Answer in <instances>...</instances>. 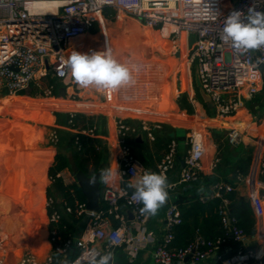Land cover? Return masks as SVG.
Listing matches in <instances>:
<instances>
[{
  "label": "built area",
  "instance_id": "2783aa9c",
  "mask_svg": "<svg viewBox=\"0 0 264 264\" xmlns=\"http://www.w3.org/2000/svg\"><path fill=\"white\" fill-rule=\"evenodd\" d=\"M200 2L203 3V0ZM205 2L209 4L211 11L207 10V6L199 7L197 0H164V7L159 10L152 7L150 0L146 4L144 0H0V99L18 97L31 83L37 84L41 78L51 77L58 81H67L66 99L75 101L80 86L71 76L67 59L72 54L71 49L75 48L73 43L87 36L92 26L99 24L106 11L110 13L113 21L132 20L143 31L146 30L150 37L151 34H157L161 40L172 41L175 45L172 48L173 53H177V41L181 40L182 35H194L195 40L185 59L186 78H177L179 85L172 88L171 92L176 100L181 94L186 96L188 104L193 108V120L188 126L185 138L187 148L178 183L196 181L202 175V161L209 151L207 127L211 126L212 121L233 119L239 109L242 93L245 92L249 98H253L264 79V47L237 53L230 43L225 44L220 39L224 21L232 11L241 12V18L244 19L249 14L250 7L264 12V0H237L230 8H225L223 0ZM44 3L53 5H50V10H45ZM29 4L36 5L41 10L29 7ZM157 47L158 50L162 49L160 45ZM99 51L102 50H89L84 54ZM195 69L201 88L212 104V116L196 110L201 98L195 84ZM94 90L98 92L95 88ZM37 96L52 97L53 86L46 87ZM108 96L112 101L139 98L121 89ZM207 110L209 111L208 108ZM76 114L70 112L68 116L71 119ZM159 116L158 109H155L153 115L109 116L115 155L113 163L122 174L118 176L121 187L101 189V209L97 213L86 211L85 204L79 207L78 216L83 220V229L77 237L68 240L63 246L54 248L56 232H49L51 251L44 264H53V252L62 256L74 248L76 252L69 264H86L90 252L103 255L119 247L126 248L130 258H135L139 251L147 249L156 264H183L187 257L189 260L186 264H199L207 259L216 244L224 242V239L211 242L196 235L186 249H172L170 245L174 230L182 223L177 205L170 203L165 209L163 234L156 238L149 230L152 215H142L140 209L143 205L132 199L133 191L122 186L134 179V175L138 177L146 171L134 156L130 142L138 135H143L151 143L155 142L156 136L163 129ZM96 129L93 126L69 128V131L75 136L74 143L77 145L79 135L97 139ZM194 133L200 136L198 155L193 151ZM243 138V132L237 129H231L226 136L227 142L232 146L240 145ZM56 140L57 136L51 139L53 144ZM177 154L178 144L176 140H171L158 165V174L167 177L176 165ZM218 160L213 159L212 168ZM263 174L264 160L261 161L258 172V175ZM241 178L240 175L237 177L236 184L241 182ZM2 185L0 177V189ZM262 187V182L257 180L256 191ZM211 191V197H221L222 191L233 192L234 186L215 183L211 186ZM249 201L255 218H263L264 197L255 193L250 196ZM53 202V198L46 197L44 208H52ZM121 204L130 211L133 220L129 221L128 216L120 212ZM228 204L227 199H222V222L228 234H231L232 242L239 246L226 257H219L216 264H264V240L256 249L244 247L243 243L248 238L234 226L236 221L228 215ZM62 213H71V210L64 208L59 211L53 208L47 216V223H57ZM111 218L120 224L113 226ZM19 223L16 219L7 220L0 215V264H28L32 261L26 253L18 257L19 249L11 247L10 231L17 233L22 230L23 226ZM118 234L117 245L110 248L109 239H116Z\"/></svg>",
  "mask_w": 264,
  "mask_h": 264
},
{
  "label": "crops",
  "instance_id": "0c3cea01",
  "mask_svg": "<svg viewBox=\"0 0 264 264\" xmlns=\"http://www.w3.org/2000/svg\"><path fill=\"white\" fill-rule=\"evenodd\" d=\"M236 2L237 0H223L224 6L226 8L232 7ZM135 24L138 25L137 22H135ZM129 26L130 24H125L123 26L119 25L118 22L113 21L110 18V13L106 11L100 18L99 24H94L87 36L78 39L73 43L75 48L73 47L74 49H71V53H73V51L85 53L89 50L104 51L108 46L111 49L114 58L119 63L124 64L132 69L134 83L130 86L121 88V90L131 95L144 97L151 102L160 104L158 106L160 112L159 120L164 126L170 128L173 136L175 137L173 140H176L178 144V154L176 156L175 167L167 175V191L169 198L166 203L158 210V212L155 215H152L151 222L149 223V230L156 238H160L163 234L162 228L164 212L167 206L170 203H174L178 197L192 196L194 190H199L200 193L204 195L200 197L201 201H203L206 196L211 197V186L215 182L234 186V192L243 197L249 203L250 196L254 195L255 193H258L264 197V174L258 175L260 163L262 160H264V79L259 86L258 93L253 98H249L245 92L242 93L240 97L239 109L237 110V113L233 119L227 121H212L211 126L207 127L206 131L208 134L209 151L202 161V177L191 182H197L195 185L179 184V174L182 168L183 157L187 148L185 138L188 131V126L193 120V109L191 112L186 111L176 99L170 97L168 94L166 95L167 98L165 97L164 99L160 84L158 82L156 83L154 79L150 81V78L147 77L148 74L146 73L140 75V71L143 69V66H138L135 59H131V67L121 60V57L119 56L121 54L120 49H124L125 46L128 48L133 46L131 45L133 41L130 37L132 30L129 29ZM113 28H115V30ZM123 34L124 36L128 37V41L122 40V38L119 36H123ZM184 36V40L181 41V48L183 50L189 35ZM160 43L163 48H166V46H164L166 44L165 41ZM140 51H144L143 46L141 47ZM150 57L153 58L152 55L146 50L145 60H149ZM152 64L155 65L156 62L154 61L153 63H149V67L147 69L152 67ZM162 64L163 65H158H161L162 67L164 74L163 76H168V74H170V68L173 65V61L167 60L166 63ZM50 79L53 80L52 97L43 98L37 95H19L18 97L11 99L13 101H18L19 104H23V102L31 104L32 101H36L37 108L35 110H37L38 114L42 115L45 120L50 123H47L48 127L54 123L53 125L57 128V130L63 133H70L69 129L64 124V119L70 112H76L80 115H98L100 117V121L97 139L101 141L99 152L102 155L99 168L103 167L104 169L110 167L113 170H117L116 165L113 163L115 155L111 131L108 133V130L110 129V120L108 115L110 112V103L108 102V94L99 92L96 93L92 87H78V96L76 97V100H68L66 99L65 95L67 81H58L51 77ZM166 82L167 81L164 83L165 85ZM184 99L187 102L186 96ZM41 102L44 103V108H41ZM95 106L98 107L95 108ZM87 107L92 109H88ZM110 107L112 106L110 105ZM94 108L97 109V111H94ZM210 108L207 107L202 98L200 99L199 104L196 105V110L206 113L207 116H212L213 114V111ZM55 121L57 124H55ZM231 129H237L243 132L244 140L240 145L232 146L227 142L226 136ZM47 143L48 142H46V144ZM130 144L132 151L135 154L134 156L141 162L142 168H144L146 171L150 170L152 172L158 173V165L165 155V149L161 147L160 144L156 145L154 142L151 143L147 141L143 135H138L133 142H130ZM40 151L41 152L38 153V156L35 157V167L37 169H39L38 165L40 163V158L45 154H51L50 160L44 168L45 172L43 171L45 182L47 183L45 187L46 192L50 186V180L47 176V169L52 165L54 156L57 154V149L55 145L49 143L40 148ZM215 158H218L219 160L215 167L212 168L211 163ZM59 175H61L65 183H72L75 181L69 170H64ZM239 175L242 177V180L236 184L235 181ZM169 180L171 181V185L168 183ZM257 180L262 182L263 187L256 191L255 182ZM100 183L101 189L105 187H112L116 189L121 187L118 176L112 183ZM130 183H135V178L127 184ZM122 186H124V184ZM7 202L8 201H6L1 206V208L5 207ZM29 205L30 206L28 207L26 200L22 201L21 206L25 208L28 207L30 209L29 211L34 213L35 210L33 208L37 206V202L36 204L34 203L32 208L31 203H29ZM126 211L128 210L124 207V205L121 204L120 212L127 215ZM43 212L46 218V223L43 226L41 238H39L37 241L36 239L32 240L31 237L27 235L24 236L26 232H21L22 230L14 234V245L19 249V252L17 253L18 257L26 253L32 258V261L28 264H44L47 257L50 255L51 245L49 243L47 215L46 209L44 207ZM0 215L4 216L3 212L0 213ZM254 219L255 234L250 239H245L243 243L244 247L248 249H256L261 243H263L264 240V238H262V233L264 231V217L258 219L254 216ZM111 221L113 226H118L120 224L118 221L113 220L112 218ZM78 223L83 224V220H81V222H71L74 237H77L80 234V229L77 227ZM11 245V247H15L13 246L12 241ZM238 246L239 245L232 242L229 237V240H224V242L216 244L214 249L209 252L207 259L199 264H216L219 257L224 258L227 255L235 252ZM112 252L115 256L114 264H156L150 254V251L147 249L139 251L135 258H130L129 254L127 253V249L124 247L114 248ZM18 257H15L16 260ZM56 264H60L59 259H57Z\"/></svg>",
  "mask_w": 264,
  "mask_h": 264
},
{
  "label": "trees",
  "instance_id": "16d2710c",
  "mask_svg": "<svg viewBox=\"0 0 264 264\" xmlns=\"http://www.w3.org/2000/svg\"><path fill=\"white\" fill-rule=\"evenodd\" d=\"M165 46V45H164ZM38 84V85H37ZM37 84L31 83L28 89L20 93V95H38L45 89L53 84V80L50 77H43L37 81ZM182 107L187 108L188 112L192 111L191 106L186 102V100L181 98ZM25 117V114L23 113ZM71 120V123L69 121ZM100 117L98 115H83L76 114L70 119L66 116L64 119V124L69 129L71 128H91L95 126L96 132L98 133ZM70 133H63L57 131V138L60 139V143L56 145L57 154L54 156L53 163L47 169V176L50 180V186L46 190V197L53 198L54 202L52 208L46 210V215L49 216L52 209H57L59 211L64 210V208H70L71 213H62L60 220L57 223H49L48 231H55L57 238L53 247L63 246L68 240L74 237L72 232V221L81 222L82 218L78 216L79 207L85 204V197L82 194L80 188L77 186L76 182L65 183L63 178L59 175L64 170H69V165L66 159L67 152H72L73 157L77 163V166L84 174L87 176L94 175L100 166L102 155L99 152L101 147V141L99 139H91L82 135L78 136V144L75 145V136ZM18 135V134H15ZM63 138V141H62ZM175 137L173 136L169 127L163 125V129L159 135L156 136L154 143L156 145L160 144L161 147L167 151V146ZM64 144V145H63ZM2 149V147L0 146ZM99 148V149H98ZM4 151L0 152L3 153ZM13 159L16 156L11 155ZM51 154H45L40 158V163L38 165L39 169L34 173V179L36 181V187L40 188L43 192V184H45L44 168L49 162ZM2 171V170H1ZM44 171V172H43ZM70 171V170H69ZM15 176V175H14ZM202 177V176H200ZM199 177V178H200ZM19 179H23L20 176ZM7 180H13L10 176ZM22 182V181H21ZM23 183V182H22ZM218 183V182H215ZM213 183V184H215ZM188 185H195L196 183H187ZM124 187L129 191L133 189L128 187L127 183H124ZM18 188V199L21 201L27 200L25 196V189L27 185L25 183L16 185ZM21 188L23 190H21ZM31 193H26L29 197H32L33 188L31 186ZM10 193L0 197V208L7 201ZM15 197V194H13ZM204 196L199 190H194V193L190 197H178L175 200L181 217L182 223L177 226L174 230V238L170 247L175 250H183L188 247V245L194 240L196 235H199L203 239L211 242H216L218 240H229V234L224 228L222 222V215L220 214V207L222 206V199H227L228 204V215L230 218H234L236 223L234 226L240 229L247 238H251L255 234L254 224V214L250 203L243 197L239 196L236 192H221V197H210L201 201L200 197ZM10 198V197H9ZM42 198V196H41ZM42 199H40L41 201ZM38 211L43 210L40 208L36 211L33 217V232L31 234V239L35 240L43 232V226L45 224L44 212L41 216L38 215ZM53 252V263L56 264L58 258L55 257ZM60 256V255H59Z\"/></svg>",
  "mask_w": 264,
  "mask_h": 264
},
{
  "label": "rangeland",
  "instance_id": "374dc122",
  "mask_svg": "<svg viewBox=\"0 0 264 264\" xmlns=\"http://www.w3.org/2000/svg\"><path fill=\"white\" fill-rule=\"evenodd\" d=\"M226 8V7H225ZM118 24L123 26L125 24H130L129 29L132 30V33H130L131 41L133 45L132 47L128 48L125 46L124 49L121 50V54L119 55L121 57V60L130 65L131 67V59L137 61L138 66H143V69L140 71V75L143 73L148 74L147 77L150 78V81L154 79V81L160 84L162 92H163V97L167 98V94L170 95V97L174 98L172 96L171 89L174 87H178L179 83L177 82V78L183 80L184 77L186 78V73L187 70L185 68V59L186 55L190 52L191 49V44L195 40L194 35H190L184 45V53L182 57L176 62L177 64L174 66L172 69L171 73L168 74L167 80L165 79L166 76H163V70L161 65L162 63H166L167 58L169 59H176L178 58L177 55L179 54V48L181 47V41L184 40V35L181 37V40L177 41L178 45V51L177 53L172 52V48L174 43L171 41H165L166 44L165 46L168 48V52L162 47L160 42H163L164 40H161L157 34H151V37L146 33V30L143 31L137 24H135L134 21L129 20V19H122L121 21H118ZM119 27V26H118ZM115 30V28H113ZM148 35V36H147ZM122 40H127V36H121L119 35ZM129 37V38H130ZM156 38H159L157 40H154ZM136 40V41H135ZM153 40V41H152ZM126 41V42H127ZM157 45L161 46L162 49L158 50ZM144 47V51H140L141 47ZM146 50L148 53L152 55L153 58H149V60H145V53ZM152 59V60H150ZM177 60V59H176ZM146 61V62H145ZM156 62V64H152V67L147 69L149 66V63ZM145 62V63H144ZM130 63V64H129ZM161 64V65H158ZM144 70V71H143ZM177 73V75H175ZM150 75V76H149ZM146 77V78H147ZM166 85L164 84L165 81ZM149 80V79H148ZM151 88V86H150ZM169 88V89H168ZM168 91V92H167ZM165 93V96H164ZM134 96V95H133ZM139 97V96H138ZM185 97V96H184ZM183 97V98H184ZM182 94L180 95V98L177 99V101L182 105L181 102ZM15 104H19L18 101H15ZM110 105V112L109 116L111 115H122L126 117H135V116H142V115H153V112L155 109H158V106L160 104L151 102L144 97H139L138 99H130V100H123L121 101L118 99L117 101H112L110 98L108 100ZM36 104V101H32L31 104ZM40 104V103H38ZM43 102H41L40 106L41 108L43 107ZM98 106H95V108ZM44 108V107H43ZM88 108V107H87ZM94 108V111H97V109ZM183 108V107H182ZM185 108V107H184ZM192 108V107H191ZM92 109V108H88ZM187 108H185L186 110ZM193 109V108H192ZM159 110V109H158ZM187 111V110H186ZM110 123L111 119L109 118ZM48 124H50L45 118L41 115L38 116L36 119H29L28 117H24L23 113H17L14 114L10 112H3L0 114V124L1 127L4 129H7L5 132L3 129H0V145L1 147L4 145L6 146V150L10 153H8V157L11 155H15L16 159L15 160H10L8 159L7 155L5 156L6 152L4 151L3 153L0 154V177L2 182L10 176L14 181V177L17 178V183L18 184H23L25 183L27 185V189H25V196L27 197V206L29 207V203H31V208L33 207L34 203L37 206L33 208L35 211L38 209H42L44 207L45 203V197H46V192H45V187L47 183L43 184V192L40 191V188L36 187V181L34 179V173L37 170L35 167L36 165V159L35 157L38 156V153L41 152L40 148H42L44 145L47 144H52V145H57L60 143V139L57 138L56 142L53 144L51 139L55 138L57 136L56 132L58 131L57 128L51 124V126L48 127ZM55 124L56 121H55ZM110 129L108 130L109 133ZM18 135H15V134ZM6 136V137H5ZM9 136V137H8ZM46 142H48L46 144ZM3 149L0 148V152H2ZM134 154V152H133ZM135 155V154H134ZM2 170V171H1ZM15 175V176H14ZM20 176H23V179H19ZM23 183H22V182ZM31 186L33 188V193L32 197L28 198V195L26 193H31ZM14 190L10 192V198L8 197L6 206L3 208H0V213L3 212V215L5 216V219H16V216H20L21 213L19 211V206H21L22 201L18 199V188L14 187ZM21 190H23L21 188ZM15 194V197L13 196ZM42 196V198H41ZM40 199H42L40 201ZM29 202V203H28ZM17 203V204H16ZM30 212V211H29ZM31 213V212H30ZM45 217V216H44ZM18 220V219H16ZM46 220V219H45ZM19 222L21 221L18 220ZM30 224L27 226V224ZM25 223L23 222V227L21 232H26L25 235L32 237L31 234L33 232V226L32 222ZM46 223V221H45ZM77 227L80 229V232L83 229V224L78 223ZM16 230V229H15ZM19 231H17L18 233ZM41 238V235H39L38 238H35L36 241Z\"/></svg>",
  "mask_w": 264,
  "mask_h": 264
},
{
  "label": "clouds",
  "instance_id": "9594fccd",
  "mask_svg": "<svg viewBox=\"0 0 264 264\" xmlns=\"http://www.w3.org/2000/svg\"><path fill=\"white\" fill-rule=\"evenodd\" d=\"M149 0H144L148 3ZM152 7L159 10L164 7V0H150ZM199 7L209 4L203 0H197ZM29 7H36L29 4ZM241 12L232 11L224 21L220 39L237 52L264 47V12L256 11L253 7L249 8V14L242 19ZM67 67L71 72L74 82L81 88H95L98 92L111 94L121 88L130 86L134 83L132 69L119 63L113 56L111 49L107 46L104 51L84 54L73 51L67 59ZM193 151L199 154L200 136L193 134ZM117 176H122L118 170L104 168L99 172V181L104 184L114 182ZM135 177V183L128 184L133 189L132 199L140 202L143 207L140 209L142 215H155L158 210L166 203L169 198L167 191V177L152 171H144L142 175ZM97 177L90 178V183H96ZM119 234L116 239H109V247L116 246ZM264 254V250H262ZM115 256L112 251H107L103 255L92 251L89 253L86 264H114Z\"/></svg>",
  "mask_w": 264,
  "mask_h": 264
},
{
  "label": "water",
  "instance_id": "95a60500",
  "mask_svg": "<svg viewBox=\"0 0 264 264\" xmlns=\"http://www.w3.org/2000/svg\"><path fill=\"white\" fill-rule=\"evenodd\" d=\"M179 57V54L177 55ZM263 68V66H261ZM11 69H13L11 67ZM195 84L198 88V92L202 100L206 103L207 107H212L211 102L209 101L208 97L203 92V89L201 88L200 79L198 76L197 69H195ZM66 159L69 165V170L71 174L74 177V180L77 184V186L80 188L82 194L85 197V210L91 213H97L101 209V183L99 181V172L103 167H100L98 171L94 174L97 177L96 183H90V178L92 176H87L83 173L77 166V163L73 157L72 152H67ZM169 185H171V181H168ZM128 219L133 220V215L130 213V211H126ZM88 218V215L85 216ZM229 237H231V234H229ZM75 249H71L70 252L66 255L59 256V254H55V257L59 259L60 264H69L72 257L75 254ZM189 258L184 259V263H187ZM264 262V261H263Z\"/></svg>",
  "mask_w": 264,
  "mask_h": 264
},
{
  "label": "bare ground",
  "instance_id": "6f19581e",
  "mask_svg": "<svg viewBox=\"0 0 264 264\" xmlns=\"http://www.w3.org/2000/svg\"><path fill=\"white\" fill-rule=\"evenodd\" d=\"M43 5H44L43 7H45V10H50V8H51L50 5H53V4L44 3ZM164 49L166 50V52H168L167 47ZM183 51L184 50L180 47L179 48V57L176 58L177 60L176 59H169V58L167 59L169 61L170 60L173 61V65L170 68V73H171L172 69L174 68V66L177 64L176 62H178L180 57H182ZM15 103L16 102H14L11 98L0 99V114L3 112H10V113H13V115L17 114V113H24L25 117H28L29 119H36L38 116H41L38 114L37 110H35L37 108L36 104H29L27 102H23V104H17L16 105ZM0 129H3L5 132H7L6 131L7 129H4V127L2 128L1 124H0ZM6 148H7L6 146H4V145L2 146L3 151L6 152L5 156L7 155V157H8V153H10V152H8L6 150ZM8 159H9V161L14 160L13 157H11V156L8 157ZM14 181L15 182H13V180H7V179L5 180V182L3 181L2 188L0 189V197L7 195L13 191V188L16 187V185H17V178L16 177H14ZM29 210L30 209L28 207L25 208L23 206H19V211L21 212L19 214H21V215L18 216V218L16 216V219H18V220L21 219V221L19 223L21 226H23V224H22L23 222H25V223H28L30 221L33 222V217H34V214L36 213V211L34 213H30ZM42 214H43L42 211H38L39 216H41ZM28 225H30V224L28 223L27 226ZM14 234H15L14 232L10 231V239L12 241L13 246H15L14 241H13Z\"/></svg>",
  "mask_w": 264,
  "mask_h": 264
}]
</instances>
